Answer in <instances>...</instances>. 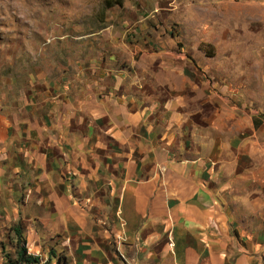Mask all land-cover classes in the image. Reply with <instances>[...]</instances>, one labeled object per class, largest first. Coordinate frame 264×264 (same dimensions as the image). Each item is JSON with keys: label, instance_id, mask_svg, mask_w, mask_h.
Instances as JSON below:
<instances>
[{"label": "crops", "instance_id": "obj_1", "mask_svg": "<svg viewBox=\"0 0 264 264\" xmlns=\"http://www.w3.org/2000/svg\"><path fill=\"white\" fill-rule=\"evenodd\" d=\"M178 50L152 54L150 62L170 72L165 79L154 72L145 83L148 91H139L133 79L134 72L140 76L144 72L132 56H144L138 46L123 49L125 64L106 51L99 52V60H79L88 72L62 71L64 83H49L50 89L43 90L42 96L48 97L58 89L70 93V98L64 97L66 112L62 113L60 102L55 103L60 109L57 118L49 117L53 110L49 104L33 124L14 120L2 107L10 103L1 106L0 101V141L8 140L0 147L4 163L0 169L7 165L25 176L35 170L45 195L25 198L23 204L39 208L30 217L38 221L39 231L59 230L63 239L79 238L75 249L82 253L87 251L84 244H89L85 240L109 239L108 252L115 257L109 264H263L251 260L254 254L246 251L251 247L246 235L263 233L254 227L256 215L261 218L263 211H258L248 191L251 175L230 170L233 160L248 150L246 142L253 141L255 131L236 128L238 119H230L238 117L232 112L239 111L240 102L229 108L218 104L221 97L211 87L217 113L211 115L210 124L201 128L191 121L186 124L190 112H184L188 108L178 83L194 72H183V50ZM241 121L253 127L251 119ZM228 154L232 158L227 159ZM46 157L51 167L47 178ZM53 157H59V164ZM224 170L231 179H220ZM25 190L31 191L24 186ZM48 203L51 210L46 209ZM87 212L92 216L88 221ZM94 220L97 227H89ZM68 224L74 225L72 234Z\"/></svg>", "mask_w": 264, "mask_h": 264}, {"label": "rangeland", "instance_id": "obj_2", "mask_svg": "<svg viewBox=\"0 0 264 264\" xmlns=\"http://www.w3.org/2000/svg\"><path fill=\"white\" fill-rule=\"evenodd\" d=\"M134 46L144 52L143 57L132 53L134 62L139 61L140 70L144 71L141 80L139 72L133 74L139 91H148L145 83H150L154 72L159 79H165L166 72H170L151 63L152 54L159 49L177 52L182 48L183 72H194L182 76L178 83L177 91L182 92L188 108L184 112H190L186 124L191 121L199 128L210 124L211 115L217 113L211 98L215 94L221 97L217 98L218 104L225 103L227 108L240 102L239 111L232 112L238 117L230 120L238 119L236 128L253 129L255 135L253 141L246 142V153L233 160L230 170L251 175L248 191L258 211H263V220L257 214L254 227L264 234V0H0V101L1 106L10 103L2 106L6 117L33 124L49 104L53 105L49 117H59L60 109L55 103L59 106L60 102L62 113L66 112L64 97L70 98V93L56 87L58 90L50 97L42 96L45 88L50 89L49 83H64L61 73L65 70L88 72L79 60H99V52H109L125 64L123 49ZM209 87L215 94L209 93ZM241 116L251 119L253 127L242 122ZM224 117L228 119L227 115ZM2 145H8V140L0 141ZM14 146L9 149L12 157ZM247 153L249 157L245 158ZM53 159L59 164V157ZM2 164L0 161V167ZM44 166L47 178L51 174L50 158H45ZM213 167L217 170L218 164ZM228 172L224 170L220 179H231ZM20 173L7 165L0 169V264L3 254L13 248V241L10 244L7 237L14 238L10 226L16 223L22 225L26 251L38 257L36 264L114 262L113 252H108L112 247L109 239L103 243L101 239L85 240L89 244H84V254L75 249L79 238L63 239L59 230L40 232L38 221L32 222L30 218L39 213V208H26L23 202L25 198L30 201L37 195L44 196L45 190L41 189L35 170H30L31 176ZM54 173L59 175L57 169ZM24 186L31 190L28 194ZM47 205L46 209L51 210ZM90 217L87 212L85 220ZM96 225L95 220L88 224ZM73 226L67 225L69 234L73 233ZM84 229L88 231L86 226ZM262 234L246 235L251 246L246 251L254 254L251 260L256 258L264 264ZM93 250H99V254ZM235 255L232 252V257Z\"/></svg>", "mask_w": 264, "mask_h": 264}, {"label": "trees", "instance_id": "obj_3", "mask_svg": "<svg viewBox=\"0 0 264 264\" xmlns=\"http://www.w3.org/2000/svg\"><path fill=\"white\" fill-rule=\"evenodd\" d=\"M14 238L7 237L8 242L13 246L11 251L3 254V264H36L38 257L26 251L22 239V225L16 223L10 226Z\"/></svg>", "mask_w": 264, "mask_h": 264}]
</instances>
